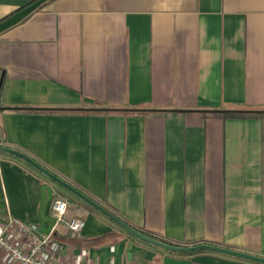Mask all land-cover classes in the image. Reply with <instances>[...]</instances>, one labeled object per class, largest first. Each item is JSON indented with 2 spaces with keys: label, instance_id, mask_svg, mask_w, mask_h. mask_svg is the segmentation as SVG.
<instances>
[{
  "label": "crops",
  "instance_id": "obj_1",
  "mask_svg": "<svg viewBox=\"0 0 264 264\" xmlns=\"http://www.w3.org/2000/svg\"><path fill=\"white\" fill-rule=\"evenodd\" d=\"M0 108V145L137 231L264 257V0H0ZM58 198L86 226L57 262L257 264L144 243L0 153V222L47 235Z\"/></svg>",
  "mask_w": 264,
  "mask_h": 264
},
{
  "label": "built area",
  "instance_id": "obj_2",
  "mask_svg": "<svg viewBox=\"0 0 264 264\" xmlns=\"http://www.w3.org/2000/svg\"><path fill=\"white\" fill-rule=\"evenodd\" d=\"M69 208V202L63 198L54 201L50 210L53 226L47 235H42L39 226L34 223L13 218L0 222V250L9 257L11 264H66L48 259L46 253L59 227H65L72 234L80 233L85 228L84 219L67 218ZM15 239L25 241L28 246L19 245Z\"/></svg>",
  "mask_w": 264,
  "mask_h": 264
},
{
  "label": "water",
  "instance_id": "obj_3",
  "mask_svg": "<svg viewBox=\"0 0 264 264\" xmlns=\"http://www.w3.org/2000/svg\"><path fill=\"white\" fill-rule=\"evenodd\" d=\"M0 153L5 154L11 157H14L16 159H19L28 165H30L32 168H34L36 171H38L43 176L47 177L57 185L61 186L62 188L66 189L70 193H72L75 197L80 199L82 202L87 204L89 207L97 211L102 216L109 219L111 222L116 224L118 227L126 231L131 236L143 241L144 243H147L149 245L158 247L160 249H163L165 251L175 253V254H188V253H195V252H206V253H212L217 254L221 256L236 258L244 261H249L257 264H264V257L250 255L247 253H243L240 251L232 250L225 247H220L216 245L211 244H198V245H192V246H171L168 244H165L159 240L150 238L143 233L137 231L133 227H131L129 224L125 223L123 220H121L119 217H117L113 212L109 211L102 205L98 204L97 202L93 201L91 198L80 192L79 190L75 189L73 186L65 182L60 177L56 176L52 172H50L48 169L43 167L41 164H39L37 161L29 157L28 155L17 151L15 149H11L5 146L0 145Z\"/></svg>",
  "mask_w": 264,
  "mask_h": 264
},
{
  "label": "trees",
  "instance_id": "obj_4",
  "mask_svg": "<svg viewBox=\"0 0 264 264\" xmlns=\"http://www.w3.org/2000/svg\"><path fill=\"white\" fill-rule=\"evenodd\" d=\"M0 110H10V109H1ZM11 110H18V111H31V112H66V111H81V110H44V109H11ZM90 111H104V112H108L106 110H90ZM115 112H121V113H127V112H133V111H126V110H112ZM227 114L231 115V116H236L238 114H252V112H244V111H240V110H228L226 111ZM27 166L31 169H33L30 165L27 164ZM102 216V215H101ZM105 220L110 221L109 219H107L106 217L102 216ZM142 233V232H141ZM144 235L159 240L165 244L171 245V246H178L170 241L167 240H163V239H157L151 235L145 234ZM200 253H205V252H195V253H188V254H178V255H196V254H200Z\"/></svg>",
  "mask_w": 264,
  "mask_h": 264
}]
</instances>
